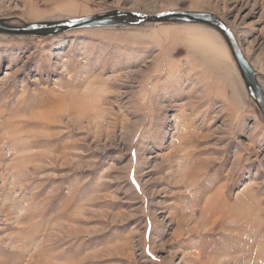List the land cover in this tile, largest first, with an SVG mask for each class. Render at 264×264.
I'll use <instances>...</instances> for the list:
<instances>
[{"label":"rangeland","instance_id":"374dc122","mask_svg":"<svg viewBox=\"0 0 264 264\" xmlns=\"http://www.w3.org/2000/svg\"><path fill=\"white\" fill-rule=\"evenodd\" d=\"M113 10L216 14L264 75V0H0ZM0 264H264V115L218 30L0 33Z\"/></svg>","mask_w":264,"mask_h":264},{"label":"water","instance_id":"95a60500","mask_svg":"<svg viewBox=\"0 0 264 264\" xmlns=\"http://www.w3.org/2000/svg\"><path fill=\"white\" fill-rule=\"evenodd\" d=\"M19 20L20 24H12ZM153 24H200L218 30L228 44L233 58L245 81L252 99L264 115V89L257 78L264 77L256 71L246 58L235 34L229 25L219 16L210 12L175 10L157 13H141L135 11L113 10L100 14L73 17L62 20L28 22L21 19L0 18V32L27 36H55L65 32L96 27H138Z\"/></svg>","mask_w":264,"mask_h":264},{"label":"bare ground","instance_id":"6f19581e","mask_svg":"<svg viewBox=\"0 0 264 264\" xmlns=\"http://www.w3.org/2000/svg\"><path fill=\"white\" fill-rule=\"evenodd\" d=\"M142 13V12H141ZM90 16V15H89ZM38 22V21H37ZM0 33H2V32H0ZM5 34H7V33H5ZM10 35H15V34H10ZM23 36H27V35H23ZM247 58V57H246ZM250 62V61H249ZM251 63V62H250ZM251 65H252V63H251ZM253 66V65H252ZM254 68V67H253ZM257 71V70H256ZM262 74V73H261ZM260 77V76H259ZM259 77L257 78V80L259 81V84L261 85V83H260V80H259ZM243 78V77H242ZM244 80V79H243ZM245 82V81H244ZM246 85V84H245ZM262 86V85H261Z\"/></svg>","mask_w":264,"mask_h":264}]
</instances>
